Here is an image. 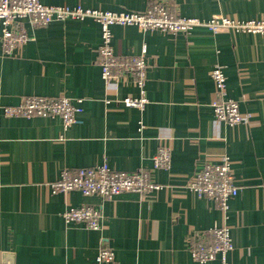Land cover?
Segmentation results:
<instances>
[{"label": "crops", "instance_id": "0c3cea01", "mask_svg": "<svg viewBox=\"0 0 264 264\" xmlns=\"http://www.w3.org/2000/svg\"><path fill=\"white\" fill-rule=\"evenodd\" d=\"M113 11H143L157 0H41ZM180 14L209 19L224 14L264 19V0H164ZM33 38L13 53L0 38V264H94L101 246L115 251L111 264H223L192 259L188 238L229 225V264H264V34L142 32L114 25L112 44L121 57L149 62L143 109L121 102L139 96L131 75L105 82L97 62L101 27L92 18L54 21L29 29ZM224 66L228 96L239 100L249 123L218 121L210 73ZM67 95L80 122L60 117H8L4 105L25 95ZM244 95L248 96L244 99ZM161 146L172 150L169 169L153 168ZM229 157L239 193L227 212L187 186L206 162ZM107 162L125 171L146 169L164 188L146 198L127 192L111 199L77 190L53 193L64 169ZM102 209V227L67 223L71 206Z\"/></svg>", "mask_w": 264, "mask_h": 264}, {"label": "built area", "instance_id": "2783aa9c", "mask_svg": "<svg viewBox=\"0 0 264 264\" xmlns=\"http://www.w3.org/2000/svg\"><path fill=\"white\" fill-rule=\"evenodd\" d=\"M87 17L97 21L101 27L97 62L103 79L109 83L131 75L140 95L125 97L121 102L139 109H143L149 102L146 95L149 68L147 46L143 45L140 54L119 56L112 44L114 25L135 26L142 32L161 31L169 34L189 33L197 26L206 27L214 33L232 31L264 34V19H238L224 14H214L209 19L186 16L164 0L150 2L143 11L104 10L84 7L81 4L50 5L41 0H0V38L3 50L11 54L30 41L33 36L29 29L44 27L54 21ZM210 76L216 93V99L211 103L215 118L232 126L249 123L251 113L243 112L239 100L228 96L224 66L216 64ZM247 97L244 95V99ZM81 101L82 99H78L75 102L64 94L25 95L16 105H4L3 111L8 117H60L64 127L68 128L80 122L79 114L82 108L78 103ZM171 159V147L161 146L153 156V168L169 169ZM187 186L198 196L213 200L224 212H227L230 200L239 193L229 157H224L218 162L204 163ZM50 188L53 193L77 190L85 196L100 195L111 199L127 192L146 198L164 188V185L146 169L118 170L104 162L76 170L64 169L61 176L50 183ZM63 215L67 223H83L91 230H99L102 227L103 214L100 207L86 204L71 206ZM187 243L190 256L199 263H207L220 256L223 264H229L228 254L234 249L229 225L197 231L188 238ZM115 259V251L103 245L99 248L94 264H111Z\"/></svg>", "mask_w": 264, "mask_h": 264}]
</instances>
